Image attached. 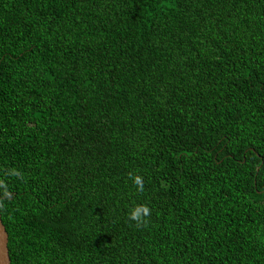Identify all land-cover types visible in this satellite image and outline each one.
Instances as JSON below:
<instances>
[{
	"label": "trees",
	"instance_id": "trees-1",
	"mask_svg": "<svg viewBox=\"0 0 264 264\" xmlns=\"http://www.w3.org/2000/svg\"><path fill=\"white\" fill-rule=\"evenodd\" d=\"M0 213L11 264H264V0H0Z\"/></svg>",
	"mask_w": 264,
	"mask_h": 264
},
{
	"label": "clouds",
	"instance_id": "clouds-1",
	"mask_svg": "<svg viewBox=\"0 0 264 264\" xmlns=\"http://www.w3.org/2000/svg\"><path fill=\"white\" fill-rule=\"evenodd\" d=\"M18 175V173H15ZM133 183L136 185L138 191H143V179L140 176L132 177ZM128 219L135 222L137 227L144 225L150 215V209L147 205L137 204L131 206L127 213Z\"/></svg>",
	"mask_w": 264,
	"mask_h": 264
},
{
	"label": "water",
	"instance_id": "water-1",
	"mask_svg": "<svg viewBox=\"0 0 264 264\" xmlns=\"http://www.w3.org/2000/svg\"><path fill=\"white\" fill-rule=\"evenodd\" d=\"M9 234L0 213V264H11L9 251Z\"/></svg>",
	"mask_w": 264,
	"mask_h": 264
}]
</instances>
